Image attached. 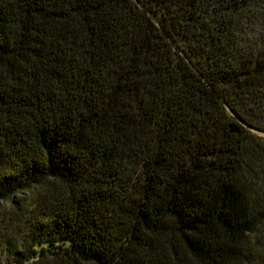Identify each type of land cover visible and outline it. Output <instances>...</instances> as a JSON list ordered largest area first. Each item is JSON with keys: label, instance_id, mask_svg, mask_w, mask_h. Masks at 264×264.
Here are the masks:
<instances>
[{"label": "trees", "instance_id": "16d2710c", "mask_svg": "<svg viewBox=\"0 0 264 264\" xmlns=\"http://www.w3.org/2000/svg\"><path fill=\"white\" fill-rule=\"evenodd\" d=\"M262 132L264 0H0L18 264H264Z\"/></svg>", "mask_w": 264, "mask_h": 264}, {"label": "rangeland", "instance_id": "374dc122", "mask_svg": "<svg viewBox=\"0 0 264 264\" xmlns=\"http://www.w3.org/2000/svg\"><path fill=\"white\" fill-rule=\"evenodd\" d=\"M264 133V132H262ZM32 187H19L8 196L0 194V259L6 264H18L14 261L16 254H12L5 248L4 239H14L16 242L26 237V230L29 227L30 209L35 200ZM26 263V262H25Z\"/></svg>", "mask_w": 264, "mask_h": 264}]
</instances>
